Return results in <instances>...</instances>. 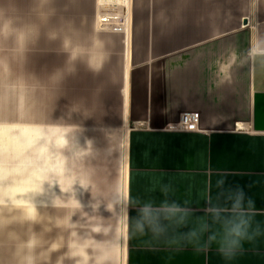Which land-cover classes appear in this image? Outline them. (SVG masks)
Returning <instances> with one entry per match:
<instances>
[{
	"label": "crops",
	"instance_id": "obj_1",
	"mask_svg": "<svg viewBox=\"0 0 264 264\" xmlns=\"http://www.w3.org/2000/svg\"><path fill=\"white\" fill-rule=\"evenodd\" d=\"M0 10L40 32L0 49V264H264V65L237 61L264 39V0ZM186 112L197 129L173 128ZM221 181L243 190L258 226L231 258L126 233L128 198L203 216Z\"/></svg>",
	"mask_w": 264,
	"mask_h": 264
},
{
	"label": "clouds",
	"instance_id": "obj_2",
	"mask_svg": "<svg viewBox=\"0 0 264 264\" xmlns=\"http://www.w3.org/2000/svg\"><path fill=\"white\" fill-rule=\"evenodd\" d=\"M39 35L37 26L17 25L0 10V49L5 45L12 46L21 36L28 41ZM237 61L241 67L257 63L264 65V39L257 38L251 42L245 52L238 54ZM100 66H93V70H99ZM75 70V67L58 69L52 76L59 82L65 72L72 74ZM220 188L216 197L209 195L206 198L207 206L200 208L203 216H197L188 202L180 203L167 198L159 202L128 198L121 217L126 233L132 236L150 235L153 240H164L172 245L191 244L198 251H206L207 246L214 243L220 254L229 259L241 242L258 230V226L255 224L254 205L246 199L243 190L225 189L223 181ZM133 209L136 211L134 217L131 215Z\"/></svg>",
	"mask_w": 264,
	"mask_h": 264
},
{
	"label": "built area",
	"instance_id": "obj_3",
	"mask_svg": "<svg viewBox=\"0 0 264 264\" xmlns=\"http://www.w3.org/2000/svg\"><path fill=\"white\" fill-rule=\"evenodd\" d=\"M198 119L199 115L197 112L182 113L178 122L173 126V128L195 130L198 127Z\"/></svg>",
	"mask_w": 264,
	"mask_h": 264
}]
</instances>
